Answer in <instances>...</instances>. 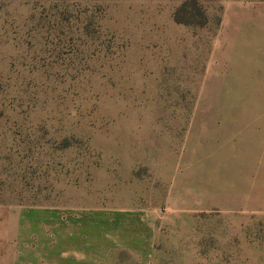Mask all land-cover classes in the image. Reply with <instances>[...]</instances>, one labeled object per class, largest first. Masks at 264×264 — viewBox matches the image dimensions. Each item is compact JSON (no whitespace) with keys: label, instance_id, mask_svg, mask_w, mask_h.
I'll list each match as a JSON object with an SVG mask.
<instances>
[{"label":"rangeland","instance_id":"rangeland-1","mask_svg":"<svg viewBox=\"0 0 264 264\" xmlns=\"http://www.w3.org/2000/svg\"><path fill=\"white\" fill-rule=\"evenodd\" d=\"M0 264H264V0H0Z\"/></svg>","mask_w":264,"mask_h":264}]
</instances>
